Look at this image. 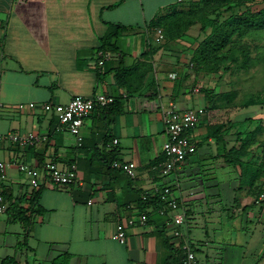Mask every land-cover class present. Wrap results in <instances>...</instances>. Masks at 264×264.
<instances>
[{"label": "crops", "instance_id": "obj_1", "mask_svg": "<svg viewBox=\"0 0 264 264\" xmlns=\"http://www.w3.org/2000/svg\"><path fill=\"white\" fill-rule=\"evenodd\" d=\"M177 2L0 0V134L35 133L45 138L27 148L9 140L0 143V192L9 204L0 217V264H182L187 243L201 264H245L247 257V264H264V238L258 228L264 225V202H258L260 194L254 192L264 188V171L253 166L243 175L236 161L241 156L248 162L246 155L234 154L225 161L226 152L238 145V135L231 131L229 136L207 139L211 126L223 123L216 122L222 113L207 111L204 95L181 85L177 57L158 49L162 36H154L151 23ZM110 24L133 29L116 41L123 57L111 53L99 67L98 53L104 52L100 47ZM99 93L113 96L114 103L93 109L82 128L81 147L76 137L60 130L56 114L43 108ZM171 106L203 108L206 113L192 133L196 153L161 177L155 169L164 161L161 110ZM245 120L238 117L233 123L240 128ZM49 162L60 168L75 166L78 182L33 189L31 179L19 171L20 164L43 169ZM125 162L136 163V178L119 168ZM208 167L215 175L224 171L230 179L234 173L239 180L230 210L210 209V203L223 204L221 192L209 194L201 179L191 178L211 170ZM215 175L211 179L218 181ZM163 186L171 187L185 209L178 237L171 215L141 207L143 194ZM211 187L210 191L218 189ZM222 212L232 219L226 231L218 220ZM22 217L27 220L22 222ZM141 218L145 225L139 223ZM129 219L136 223L128 225ZM122 231L125 245L117 240Z\"/></svg>", "mask_w": 264, "mask_h": 264}, {"label": "rangeland", "instance_id": "obj_2", "mask_svg": "<svg viewBox=\"0 0 264 264\" xmlns=\"http://www.w3.org/2000/svg\"><path fill=\"white\" fill-rule=\"evenodd\" d=\"M186 1L184 3L177 2L175 8L170 11L169 8L163 9L164 11H161L160 14L170 13L175 9L186 11L188 8ZM263 5V0H250L246 6L256 11L261 9ZM245 9V7H242L235 11H244ZM199 29L198 25L192 26L177 39L167 40L160 28L153 27V30L157 32V35L154 36H162L158 49L164 48L166 52L173 55L172 57H177V63L181 68L178 73L179 78H181V85H189L188 90L191 93L198 94L202 88L212 91L213 94L208 100H205L204 104L208 107L207 111L218 110L222 113V116L216 119V122L222 121L223 123L211 126V132L213 133L217 126H224L223 131L216 135V139H219L217 138L220 137L219 135H222V137L229 136L232 131V135H238L236 140L238 145L236 146L239 148V154L250 157L247 165L251 163V166L246 169V172L247 170L251 171L253 166H256L260 171H264V30L252 31L242 38L236 39L225 50V52L228 51L227 57L215 61L204 71L191 62L195 48L205 37V35L200 34ZM223 94L228 96L224 97ZM201 98L203 97L201 96ZM252 100H255L257 104L253 105ZM238 117L252 119L253 122H242L239 125L243 127L237 128L233 121ZM249 133L251 134L249 135ZM201 149L200 152L203 151ZM189 167L195 168L193 164ZM208 168L211 169V167ZM227 168L233 170L232 166ZM202 172L204 174L199 176L195 174L191 178H194L195 181L201 179L200 183L206 185L209 194L219 191L222 194L223 204L218 203V205L215 202V205H213L210 203V209L225 208L230 210L236 193L235 189L239 186V180L235 181L234 173H231V178L227 179L224 177V171L218 172L216 175L214 169ZM209 172H214V174L208 175ZM214 175L218 177V181L211 179ZM214 184L218 185V189L210 191L211 186ZM254 192L259 195L264 192V188ZM253 213L259 215L258 210H254ZM221 215L222 218L218 217V220L223 222L220 229L225 231L231 229L232 219L227 218L226 213L222 212ZM237 220L241 221V218ZM243 220H246V216ZM256 226L254 224L253 228ZM253 228L249 229V233L253 231ZM258 228L261 229V237L264 238V225ZM248 261L249 258L247 257L245 264Z\"/></svg>", "mask_w": 264, "mask_h": 264}, {"label": "built area", "instance_id": "obj_3", "mask_svg": "<svg viewBox=\"0 0 264 264\" xmlns=\"http://www.w3.org/2000/svg\"><path fill=\"white\" fill-rule=\"evenodd\" d=\"M183 1L184 0H179V3H182ZM161 38L162 37L158 38L157 41H160ZM111 57L112 54L110 52H99L96 63L99 67H102L107 60L111 59ZM175 77L176 75L173 74L172 78ZM113 103V96L99 93L91 99L82 96H75L67 105L54 107L51 104H46L43 108L45 111L56 114L60 130L68 131L76 137L78 146L81 147L84 143L82 128L84 122L90 117L93 109L95 107L106 109ZM29 106L34 108L35 104L31 103ZM161 112L166 133V140L162 147L164 161L155 169H159L161 177H167L196 153L197 145L192 137V133L199 126L206 111L203 108L178 110L171 106L168 108L163 107ZM42 139L45 138H40V136L35 133H29L26 135L9 134L7 136L0 134V143L9 140L13 143H17L23 148L35 145ZM118 142L119 141L115 139L113 144L117 145ZM3 168L4 163L0 162V169ZM119 168L130 178H136L137 165L135 162L119 164ZM19 171L31 179V187L33 189H40L44 184L65 187L78 182V170L75 166L70 168H60L54 162H49L43 167V169H34L26 164H20ZM151 195L158 196L160 201L164 204L163 207L158 210V213L161 216L171 215L170 219L175 227L174 235L177 237L180 236L181 233L179 227L184 225L186 219L185 209L182 206L180 199L174 196L173 190L170 186H163V188L156 189L151 194L145 193L143 194L142 199L146 201ZM258 202H264V193L259 195ZM8 209L9 204L6 197L0 192V217L6 214ZM145 222V218L139 220L141 225H145ZM135 223L136 222L133 219L127 220L128 225H134ZM117 240L125 245V232H119ZM183 251L184 258L182 264H201L196 252L190 244L187 243L183 246Z\"/></svg>", "mask_w": 264, "mask_h": 264}, {"label": "trees", "instance_id": "obj_4", "mask_svg": "<svg viewBox=\"0 0 264 264\" xmlns=\"http://www.w3.org/2000/svg\"><path fill=\"white\" fill-rule=\"evenodd\" d=\"M250 0H187V10H173L167 15L160 16L152 21L151 26L160 28L167 40H175L183 35L190 27L198 25L200 34L205 35L204 39L195 48L191 62L198 68L206 71L208 66L215 61H220L227 57L225 50L233 44L236 39L242 38L252 31L264 30V5L261 9L253 11L246 5ZM264 2V0H263ZM242 7L244 11L239 10ZM175 8V7H172ZM110 31L102 39L100 51L119 53L116 45L117 39L127 30L133 29L131 26L121 24H110ZM220 57V58H218ZM122 73H127L124 69ZM120 76V75H118ZM102 76H99L101 79ZM200 94L208 100L213 94L209 89H200ZM224 97L228 95H224ZM252 104H257L252 100ZM107 109V108H106ZM244 122H253L252 119H246ZM223 125L217 126L214 133L210 131L207 139L216 138V135L223 131ZM253 133V132H251ZM249 133V135L251 134ZM219 138V137H217ZM245 143V142H244ZM240 151L238 146H234L225 154V161L228 163L229 157L236 154L238 157ZM253 161V160H252ZM253 163V162H252ZM241 166L243 175H246V169L251 166L248 162L243 163L241 156L237 158L236 165ZM39 191L31 198L32 202L37 201ZM142 209H157L163 207V203L158 196H149L142 200ZM159 214V213H158ZM22 222L27 217L21 218Z\"/></svg>", "mask_w": 264, "mask_h": 264}]
</instances>
